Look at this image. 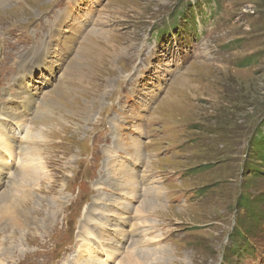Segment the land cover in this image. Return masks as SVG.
Wrapping results in <instances>:
<instances>
[{
  "label": "rangeland",
  "instance_id": "rangeland-1",
  "mask_svg": "<svg viewBox=\"0 0 264 264\" xmlns=\"http://www.w3.org/2000/svg\"><path fill=\"white\" fill-rule=\"evenodd\" d=\"M0 4V197L14 193L33 218L0 225V264H81L134 238L168 264H264L257 241L238 253L236 224L247 200L264 211V0ZM24 170L37 182H20ZM149 186L162 191L148 208ZM112 196L134 210L119 217ZM95 197L107 227L77 238Z\"/></svg>",
  "mask_w": 264,
  "mask_h": 264
},
{
  "label": "bare ground",
  "instance_id": "bare-ground-1",
  "mask_svg": "<svg viewBox=\"0 0 264 264\" xmlns=\"http://www.w3.org/2000/svg\"><path fill=\"white\" fill-rule=\"evenodd\" d=\"M1 2H3V1H1ZM4 4V3H3ZM7 4V3H6ZM1 5V4H0ZM2 6V5H1ZM81 28V27H80ZM81 31V30H80ZM92 35H96L97 33L94 31H92V33H91ZM101 39V38H100ZM71 40V39H70ZM68 42H70V41H68ZM82 52V53H81ZM80 53H79V55H80V62L78 63V64H76V68L77 69H79L80 67H81V65H83V60L85 59V55H86V50H84V51H81ZM97 52V51H96ZM82 54V55H81ZM90 54V53H89ZM92 54V53H91ZM95 54V53H94ZM95 56V55H94ZM37 57V59H36V64L34 65V66H37V65H43V62H42V59H44V56H36ZM79 57V56H78ZM90 57H91V55H90ZM94 59V58H93ZM89 60V59H88ZM44 61V60H43ZM98 61V60H97ZM35 63V62H34ZM88 66V65H87ZM92 67V66H91ZM86 70V69H85ZM88 70V69H87ZM86 70V71H87ZM79 72V71H78ZM77 73V72H76ZM82 74V73H81ZM81 76V75H80ZM91 77V76H90ZM77 78V77H76ZM176 79V78H175ZM177 79H179V78H177ZM176 79V80H177ZM181 80V79H180ZM16 83V82H15ZM5 114V113H4ZM0 116H1V118L3 117L1 114H0ZM7 117V116H6ZM6 117H3V118H6ZM1 124H2V122H1ZM9 127V126H8ZM3 128H4V126H3ZM10 128V127H9ZM6 129V128H5ZM5 129H3V130H5ZM16 129V128H15ZM1 130V129H0ZM17 131V130H16ZM25 131H26V129H25ZM28 131H29V129H28ZM7 132V131H6ZM27 132V131H26ZM25 132V133H26ZM9 133V132H8ZM24 133V134H25ZM4 134H5V132H4ZM17 134V133H16ZM28 134H29V132H28ZM27 135V134H26ZM5 137H7V135L5 134ZM25 137V136H24ZM27 137V136H26ZM12 138H10V140H11ZM14 139V138H13ZM0 140H1V137H0ZM12 142V141H11ZM14 142H16V141H14ZM4 143H7V142H4ZM9 144V143H8ZM3 145V144H2ZM11 145V144H10ZM8 146V145H7ZM12 148V147H11ZM7 150V149H6ZM10 151V150H9ZM10 154L12 153V152H9ZM16 153V152H15ZM3 156V153H1L0 152V158ZM6 156H8L9 157V155H7L6 154ZM139 158V157H138ZM118 161H119V159H118ZM110 163H111V161H110ZM7 166V163H6V161H0V174H1V172L5 169V167ZM34 170V169H33ZM23 173H22V175L20 176V178L19 179H21V180H19L20 182H23V181H25V180H27V184H30L31 182H28V181H31V179L34 181V182H37V177L36 178H32V177H30L32 174L29 172V171H22ZM36 172V171H35ZM18 174V173H17ZM37 175V174H36ZM112 175V174H111ZM17 176V175H16ZM19 176V175H18ZM33 176V175H32ZM1 177V176H0ZM111 177V176H110ZM113 177V176H112ZM41 179V178H40ZM127 179V178H126ZM124 180V179H123ZM17 181V180H16ZM119 181V180H118ZM18 182V181H17ZM21 184V183H20ZM119 184L121 185V187H123V188H125L126 187V184H127V182H121V181H119ZM16 185V184H15ZM106 186V185H105ZM116 186H117V184H116ZM132 187H134L133 188V191H135L136 192V189H135V187H136V184H134ZM159 191H162L161 189H156L155 187H152V186H149L148 188H147V207L149 208V206H155L154 204H156L157 205V203H154L153 204V200H156V199H151L152 198V196L153 195H157V193H159ZM135 195H137V193H134ZM2 195V194H1ZM0 200L4 203H9L10 204V206H8V207H2V206H0V225H3L5 222H8V221H11V222H9L10 224L11 223H15L16 222V224H18V222L19 223H22V222H24V221H26V222H29L30 220H32L33 218L31 217V214H30V212L28 211V209L27 210H25V206H27L26 205V203H24L22 200L21 201H19V200H17L16 198H15V196H14V193H7V192H4V194L0 197ZM131 200V199H130ZM2 202H0V204L2 203ZM126 202V201H125ZM136 202V201H135ZM2 203V204H3ZM134 203V202H133ZM124 206H126L125 204L122 206V209H123V207ZM115 207V206H114ZM119 207V206H118ZM164 206H162L161 208H163ZM35 208V207H34ZM161 208H159V209H161ZM101 212H102V216L99 218L98 217V219H97V222L100 224V226L101 227H104V225H105V223H106V216H107V214H106V208H103L102 210H101ZM140 212V211H139ZM144 212V211H143ZM145 212H149V211H145ZM117 213V212H116ZM138 213V212H137ZM118 214V213H117ZM116 214V215H117ZM113 215V214H112ZM119 215V214H118ZM145 215V214H144ZM142 217V216H141ZM139 218V217H138ZM111 219V218H110ZM140 219V218H139ZM144 220V219H143ZM111 221V220H110ZM147 221H148V219H147ZM45 222V221H44ZM108 222V221H107ZM112 222H114V221H112ZM139 222H140V220H139ZM8 223V224H9ZM30 223V222H29ZM37 222H35L34 224H36ZM39 223V222H38ZM138 223V222H137ZM24 224V223H23ZM22 224V225H23ZM150 224H152V223H150ZM21 225V226H22ZM146 225V224H145ZM10 226V225H9ZM8 226V227H9ZM92 226V225H91ZM135 226H137V224H135ZM144 226V225H143ZM11 227V226H10ZM13 227V226H12ZM11 227V228H12ZM23 227V226H22ZM40 228V227H39ZM0 229H1V227H0ZM137 229V228H136ZM94 232H95V234H96V237L97 238H101V236H102V234H103V232L101 231V232H97L96 230H94ZM145 233V232H144ZM134 235V234H133ZM151 235V234H150ZM11 236H14V234H12ZM139 236H140V233H139ZM152 236V235H151ZM141 237H142V235H141ZM13 239V238H12ZM125 239H126V237H125ZM102 240V239H101ZM103 240H106V238H103ZM149 241V240H148ZM103 242H106V241H103ZM133 242H135V241H133ZM2 244V246H4L5 245V243L4 242H1ZM107 243V242H106ZM119 243L120 242H118L117 244H116V246H115V252L117 253L115 256H114V253H106L107 254V257L106 256H104V255H102V257L100 256V255H97L96 257L98 258V259H102L101 260V262L102 263H104V261L105 260H110L111 262L112 261H114L115 259L114 258H116V256L118 255V257H117V260H118V258H119V253H121L120 251H121V249H128V242H126V243H123V241L121 242V245L123 246L122 248H119ZM7 245V244H6ZM82 246V245H81ZM108 249L109 250H112L113 248L112 247H108ZM81 250V249H80ZM165 251H167V250H165V249H162V248H154V247H152V246H148L147 245V249H144V248H141L140 249V251L138 252V253H136L135 255L136 256H133V257H131V256H129L128 257V264H168V262H169V260H170V258H171V256L170 255H167V253L165 252ZM150 252H151V255H150ZM80 253V252H79ZM92 252H89L88 253V255H90ZM84 254V253H83ZM123 254V253H122ZM91 255H95L94 253L93 254H91ZM142 256H144V258H141ZM91 257V256H90ZM122 257H123V255H122ZM127 259V258H126ZM81 260V259H80ZM123 261V260H122ZM122 261H120V262H122ZM118 262H119V260H118ZM113 263V262H112ZM126 263V262H125ZM94 264H99L98 262H96V263H94Z\"/></svg>",
  "mask_w": 264,
  "mask_h": 264
},
{
  "label": "trees",
  "instance_id": "trees-1",
  "mask_svg": "<svg viewBox=\"0 0 264 264\" xmlns=\"http://www.w3.org/2000/svg\"><path fill=\"white\" fill-rule=\"evenodd\" d=\"M262 127L264 128V125H262ZM260 140H262L260 142V144L262 145V147L264 146V136H261ZM259 145V143H257V147L261 146ZM264 147L263 149H258V155L260 156V159H262L264 161ZM255 169V168H253ZM257 171V170H255ZM188 172V170H187ZM257 173V172H256ZM261 203L264 205V199H260ZM249 200L245 201L244 204L242 203V211L245 212V214L248 216V221L247 219H245V222L241 225V227H239L238 225V222L236 220V224H237V229H239L238 232L240 234V237L243 241H246L245 239H247V244L246 246H242L241 245H237V248L238 249H234L233 252H237L240 247H241V252H238V253H241L242 252H250L251 255L252 253L255 252L256 250V247H255V241H257V244H258V247H261L262 249L264 248V214L262 216H260L261 213H263L262 211L260 213H258L257 210H250V205L248 204ZM241 207V204L239 205V208ZM246 216V217H247ZM260 216V217H259ZM245 218V217H244ZM251 220L255 223V226L251 223ZM252 234L250 237L249 235ZM230 238H233V234L231 233L230 234ZM251 240V241H250ZM254 242V243H253ZM224 263V261L222 262Z\"/></svg>",
  "mask_w": 264,
  "mask_h": 264
},
{
  "label": "water",
  "instance_id": "water-1",
  "mask_svg": "<svg viewBox=\"0 0 264 264\" xmlns=\"http://www.w3.org/2000/svg\"><path fill=\"white\" fill-rule=\"evenodd\" d=\"M31 182H32V180H31Z\"/></svg>",
  "mask_w": 264,
  "mask_h": 264
}]
</instances>
